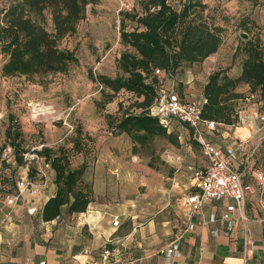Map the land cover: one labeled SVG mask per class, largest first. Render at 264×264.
I'll return each instance as SVG.
<instances>
[{
	"label": "crops",
	"instance_id": "obj_1",
	"mask_svg": "<svg viewBox=\"0 0 264 264\" xmlns=\"http://www.w3.org/2000/svg\"><path fill=\"white\" fill-rule=\"evenodd\" d=\"M219 49L188 67L198 69L195 78L200 79L191 100L203 101L208 74L231 63L233 53L227 58ZM239 72L237 66L231 70L235 76ZM257 104H244L237 127L219 124L213 131L204 130L206 140L222 150L246 141L245 151L264 162V125L257 119ZM108 142L90 156L79 153L81 161H76L78 156L73 160L74 165L86 160L83 179L91 187V199L78 214L63 212L44 221L42 209L56 192L54 171L41 159L28 165L35 171L37 192H23L13 204L0 203V264H166L158 250L172 242L178 247V255L170 258L173 264H264V206L254 194L236 210L230 227L221 217L227 201L206 200L198 210L186 203L194 191L192 170L207 166L202 150L196 160L176 156L169 172L150 166L151 156L144 157L145 165L139 164L125 133ZM114 146L118 152L109 149ZM116 217L119 223L114 226Z\"/></svg>",
	"mask_w": 264,
	"mask_h": 264
},
{
	"label": "trees",
	"instance_id": "obj_2",
	"mask_svg": "<svg viewBox=\"0 0 264 264\" xmlns=\"http://www.w3.org/2000/svg\"><path fill=\"white\" fill-rule=\"evenodd\" d=\"M100 0H10L0 9V55L5 57L1 75L23 76L32 80L37 76L63 73L71 62L77 61L72 50L61 47V41L77 31L87 9ZM203 0H137L130 10L119 11V42L123 46L116 59L121 74L110 77L93 75L100 86L101 100L95 107L102 109L123 91L133 97L126 107L118 104L116 114H105L108 129L115 134L125 133L132 142V151L148 146L154 137L175 141V136L163 127L149 112L161 86L155 74L159 69L177 79L186 67L197 64L215 53L221 46L225 28L216 23V17L205 14ZM254 22L243 16L236 28L248 38L240 39L231 63L211 71L202 87L201 118L221 124H234L244 104L256 98L264 108V38L252 33ZM234 66L240 68L237 76L231 74ZM246 85L245 92L239 90ZM75 126L71 132L72 146L55 148L42 145L34 150L54 171L56 192L45 203L41 218L44 221L84 212L90 199L91 187L83 175L86 160L73 164L75 154L81 153L91 136ZM5 137L17 165L25 162L23 133L17 121L10 116ZM152 166L153 162H149ZM33 168L27 176L33 181Z\"/></svg>",
	"mask_w": 264,
	"mask_h": 264
},
{
	"label": "rangeland",
	"instance_id": "obj_3",
	"mask_svg": "<svg viewBox=\"0 0 264 264\" xmlns=\"http://www.w3.org/2000/svg\"><path fill=\"white\" fill-rule=\"evenodd\" d=\"M9 2L10 0H0V9L6 7ZM203 2L207 4L205 14L214 15L216 23L226 29L219 47L224 49V57L229 58L242 39L243 31L236 28V24L243 16L255 23L252 33H258L264 38V0H203ZM136 5L137 0H100L97 5L89 7L85 18L79 22L77 31L61 41V47L72 50L77 58V61L71 62L63 73L37 76L32 80H27L23 76L5 77L1 75V65L5 57L0 55V203L7 204L8 196L16 190V182L25 173L28 174L29 169H26V163L17 165L12 156L5 154L6 148L10 147L5 137L10 116H13L14 121L20 126L26 150L42 145L55 148L60 144L70 148L72 144L69 137L78 125L83 128L81 135L83 139L85 133H91L87 146L81 150L83 157L90 156L93 151L104 149L107 144L109 145L110 138L119 135L108 129L104 115L116 114L119 103L128 107L134 99L120 91L111 103L97 109L95 101L102 99L100 86L90 79L89 72L110 77L121 74L116 68V59L123 50L119 42V11L130 10ZM180 73L177 79L183 81L174 79L172 85L175 91L176 88L180 89V92H177L182 98L191 100L195 98V89L200 83V79L195 78L198 69L195 71L186 67ZM251 102L258 103L256 98ZM257 105L259 111L257 119L264 125V121L258 117L264 114V108L261 109L259 103ZM168 130L175 136V141L154 137L150 145L137 151L136 154L140 157L139 164L145 165L144 157L151 156L152 167L168 171L174 170L176 156L196 160L202 155L200 152L202 147L193 138L190 129L177 119H172ZM178 136H181V139ZM100 140L103 141L102 144ZM262 148L264 147L261 146L260 151ZM109 149L119 151L115 146ZM190 152L194 153V156ZM131 153L133 154L132 149ZM77 156L79 159L76 161H81L79 153L74 155L73 160ZM27 178L29 179L28 176Z\"/></svg>",
	"mask_w": 264,
	"mask_h": 264
},
{
	"label": "built area",
	"instance_id": "obj_4",
	"mask_svg": "<svg viewBox=\"0 0 264 264\" xmlns=\"http://www.w3.org/2000/svg\"><path fill=\"white\" fill-rule=\"evenodd\" d=\"M155 74L160 78L161 86L149 108L150 114L156 116L161 125L167 129L174 118L188 126L192 130L193 138L199 142L203 154L207 158L206 167L192 170L194 191L187 197L186 203L193 210H198L206 200L227 201L226 209L221 217L229 227L234 221L236 210L243 206V202L248 196L254 194L258 205L264 206V162L258 163L252 152L245 151L246 141L238 140L225 150L208 142L204 130L213 131L221 123L201 118L202 101L182 98L172 85L175 78L169 73L156 69ZM258 117L264 121V114ZM240 122L239 118L232 126L237 127ZM70 129L72 130L73 127ZM40 148L41 146L24 153L26 169L29 164L40 159L44 160L34 151ZM5 154H12L11 147L6 148ZM262 157H264V149H262ZM44 163L46 167L49 166L45 161ZM246 179L248 181H245ZM23 192L32 194L37 192L33 181L27 178L26 173L16 182V190L8 196L7 204L16 203ZM118 223L116 217L113 225L116 226ZM158 253L166 256V264H173L170 258L178 255L177 244L172 242L168 246L160 248ZM39 264H45V261H41Z\"/></svg>",
	"mask_w": 264,
	"mask_h": 264
},
{
	"label": "water",
	"instance_id": "obj_5",
	"mask_svg": "<svg viewBox=\"0 0 264 264\" xmlns=\"http://www.w3.org/2000/svg\"><path fill=\"white\" fill-rule=\"evenodd\" d=\"M241 37L243 40L247 39L248 38V35L244 32L241 33Z\"/></svg>",
	"mask_w": 264,
	"mask_h": 264
}]
</instances>
